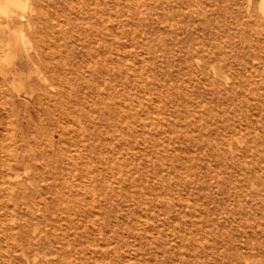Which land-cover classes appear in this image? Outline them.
Returning a JSON list of instances; mask_svg holds the SVG:
<instances>
[{
  "label": "rangeland",
  "instance_id": "1",
  "mask_svg": "<svg viewBox=\"0 0 264 264\" xmlns=\"http://www.w3.org/2000/svg\"><path fill=\"white\" fill-rule=\"evenodd\" d=\"M138 1L109 0L106 62L91 63L100 74L75 88L58 130L27 100L8 119L0 112V173L4 159L37 157L0 192V264H264V25L247 0ZM12 29L21 45L27 27ZM205 62L228 82L200 74ZM45 138L60 152L42 153Z\"/></svg>",
  "mask_w": 264,
  "mask_h": 264
},
{
  "label": "bare ground",
  "instance_id": "2",
  "mask_svg": "<svg viewBox=\"0 0 264 264\" xmlns=\"http://www.w3.org/2000/svg\"><path fill=\"white\" fill-rule=\"evenodd\" d=\"M129 1V0H128ZM138 1V0H137ZM148 1V0H147ZM158 0H156L157 2ZM208 1V0H207ZM230 1V0H229ZM232 1V0H231ZM237 1V0H236ZM239 1V0H238ZM260 3L256 4L257 7L259 5V9L254 6V0H247L248 9H253V16L258 19L260 26L264 25V0H259ZM134 2V1H133ZM139 2V1H138ZM145 2V1H144ZM154 3V1H152ZM152 2L149 5H152ZM163 2V1H162ZM165 2V1H164ZM206 2V1H205ZM28 5L31 9L30 13L26 16L24 13L20 14L15 11L16 8L22 7V5ZM185 3V2H184ZM199 0L191 1L188 5L193 8L197 4H199ZM239 4L238 2H236ZM243 3V2H242ZM117 4V3H116ZM136 4V3H135ZM145 4V3H143ZM164 4V3H163ZM236 4V5H237ZM142 5V4H141ZM240 5V4H239ZM108 6L109 0H0V112L4 110V114L7 119L8 116L13 115L15 111V107H17V101L20 99L30 101L32 106L34 105L38 110L40 115H45L48 118H52L55 122L53 125L52 131L58 130L59 121L66 116L72 115L71 108L65 104L68 101V98H71L72 94H75V88L81 85L82 83L90 84L91 81L94 80L95 75L100 74V70L97 69L96 65L91 63L96 62L97 60L101 63L106 62L107 55L105 49L109 47V41L106 37L107 34L113 33V28L110 27L109 23V14H108ZM139 6V5H138ZM148 6V5H147ZM155 6V4H154ZM161 6V5H160ZM180 6V4H179ZM184 6V4H183ZM202 6V5H201ZM134 7V6H132ZM139 6L138 8H140ZM149 7V6H148ZM148 7L145 8L148 9ZM159 7V6H158ZM177 7V5H175ZM207 7V6H206ZM205 7V8H206ZM210 7V6H209ZM242 7H244L242 5ZM246 7V6H245ZM135 8V7H134ZM160 8V7H159ZM137 9V6H136ZM145 9V10H146ZM151 9V8H150ZM259 10L256 12V10ZM133 10V9H132ZM165 10H167L165 8ZM193 10V9H192ZM206 10V9H205ZM120 11V10H119ZM141 11V10H140ZM203 11V10H202ZM209 11V10H208ZM207 11V12H208ZM240 11V9H239ZM243 11H245L243 9ZM138 11H136L137 13ZM153 12V11H152ZM246 12V11H245ZM243 12V14L245 13ZM252 12V11H251ZM3 13V14H2ZM119 13V12H118ZM166 13V12H165ZM239 13V12H238ZM2 14V16H1ZM114 14V13H113ZM156 14V13H155ZM240 14V13H239ZM242 14V15H243ZM252 14V13H251ZM112 15V14H111ZM124 15V14H123ZM154 15V14H153ZM167 15V13L165 14ZM114 16V15H112ZM135 16V15H134ZM111 17V16H110ZM116 17V16H115ZM122 17V14L121 16ZM167 17V16H165ZM244 17H246L244 15ZM255 18V19H256ZM254 19V20H255ZM248 20V19H247ZM126 21V20H125ZM128 21V20H127ZM121 22V21H120ZM249 22V20H248ZM257 22V20H256ZM117 25V24H116ZM115 25V26H116ZM246 25V24H245ZM258 25V24H257ZM27 27V34L22 33V44L18 43V40L12 41L10 36L14 34L12 28H19V27ZM114 26V24H112ZM122 26V25H121ZM120 26V27H121ZM126 26V25H125ZM252 26V25H251ZM124 27V25H123ZM255 27V26H252ZM116 28V27H115ZM248 28V26L246 27ZM119 29V28H118ZM257 30V27L255 28ZM116 30V29H115ZM248 30V29H247ZM263 30V29H262ZM119 31V30H118ZM251 31V30H250ZM253 32V31H252ZM260 32V31H259ZM257 32L258 34H260ZM126 33V32H125ZM264 33V32H263ZM8 35L7 39H4L5 35ZM115 34V33H114ZM121 34V33H120ZM108 35V36H109ZM252 35V33H251ZM261 35V34H260ZM121 36V35H119ZM257 36V35H256ZM264 36V35H263ZM262 36V37H263ZM109 38V37H108ZM111 38V37H110ZM118 38V37H117ZM258 39V37H257ZM256 39V40H257ZM255 40V38H254ZM215 41V40H213ZM253 41V40H252ZM264 41V38H263ZM112 43V42H111ZM117 43V42H116ZM119 43V42H118ZM202 42H200L201 44ZM209 43V42H208ZM254 43V41H253ZM261 41V45H262ZM120 44V43H119ZM122 44V43H121ZM217 44V42L215 43ZM222 44V43H221ZM252 44V42H251ZM250 44V45H251ZM77 45L80 46L81 50L88 52V56L85 57L84 53L79 56L76 55L77 52H73V46ZM116 45V44H115ZM202 45V44H201ZM206 45V43H205ZM232 45V44H231ZM254 45V44H253ZM256 45V42H255ZM258 45V44H257ZM114 46V45H113ZM118 46V45H117ZM124 46V45H123ZM214 46V45H213ZM225 48V45H223ZM249 46V45H248ZM252 46V45H251ZM250 46V47H251ZM263 46V45H262ZM122 47V46H121ZM204 47V44H203ZM253 47V46H252ZM260 47V46H259ZM99 48H105L103 55L101 54ZM214 48V47H213ZM117 49V48H116ZM119 49V48H118ZM123 50V48H121ZM198 49V48H197ZM217 49V48H216ZM103 50V49H102ZM114 50V49H113ZM201 50V49H200ZM199 50V51H200ZM223 50V49H222ZM225 50V49H224ZM228 50V49H227ZM226 50V51H227ZM252 51V49H249ZM253 50H255L253 48ZM257 50V49H256ZM264 50V49H263ZM207 51V50H206ZM213 51V49L211 50ZM242 52V50H241ZM256 52V51H255ZM260 52V51H258ZM118 53V52H117ZM182 53V52H181ZM189 53V51H188ZM243 53V52H242ZM245 53V52H244ZM253 53V52H252ZM251 53V54H252ZM187 54V53H186ZM211 54V52H210ZM218 54V53H217ZM231 54V53H229ZM234 54V52H233ZM247 54V53H246ZM250 54V53H249ZM248 54V57H249ZM250 54V56H251ZM254 54V53H253ZM264 55V53L262 52ZM118 55V54H117ZM190 55V54H188ZM240 55V54H239ZM256 57V54H254ZM197 56V55H195ZM202 56V55H201ZM206 56V55H205ZM212 56V55H210ZM231 56V55H230ZM193 57V56H192ZM214 57V55H213ZM223 57V56H222ZM227 57V56H225ZM238 57V56H237ZM245 57V55H244ZM254 57V56H253ZM183 58V57H182ZM187 58V56H186ZM232 58V57H230ZM243 58V56H242ZM263 58V57H262ZM185 59V58H183ZM188 59V58H187ZM219 59H221L219 57ZM223 59V58H222ZM235 59V58H234ZM238 59V58H237ZM236 59V60H237ZM245 58H243L244 60ZM248 59V58H247ZM114 60V59H113ZM192 60V59H191ZM214 60V59H213ZM218 60V59H217ZM239 60V59H238ZM242 61V59H240ZM246 60V59H245ZM250 60H253V58ZM262 60V59H260ZM116 61V60H115ZM178 61V60H177ZM187 61V60H186ZM190 61V60H189ZM197 61V60H193ZM200 61V60H198ZM228 61V60H227ZM232 61V60H231ZM259 61V60H258ZM201 62V61H200ZM216 62V60H215ZM220 62V60H219ZM218 62V63H219ZM224 62V61H223ZM252 62V61H251ZM257 62V61H256ZM261 62V61H260ZM258 62V65H260ZM117 63H121L118 62ZM221 63V62H220ZM230 63V62H229ZM263 63V62H262ZM99 64V63H98ZM203 70L200 74L205 75L208 78H223V80L229 79V77H224L222 73H219L216 69L218 67H213L212 69L209 68L207 62L202 63ZM223 66V63H221ZM220 64V65H221ZM225 64V63H224ZM237 64V61H236ZM249 64V62H248ZM247 64V65H248ZM100 65V64H99ZM197 65V63H196ZM239 65V64H238ZM237 65V66H238ZM256 65V64H254ZM177 66V65H176ZM175 66V68H176ZM180 66V65H179ZM185 66V65H184ZM187 66V65H186ZM191 66V64H190ZM202 66V65H201ZM226 66V65H225ZM241 66V65H240ZM239 66V67H240ZM250 66V65H249ZM121 67V66H119ZM180 67H183L180 66ZM212 67V66H211ZM242 67V66H241ZM251 67V66H250ZM247 68V66H246ZM254 68V67H253ZM262 68V66H261ZM112 68L110 67V70ZM121 69V68H120ZM189 69V68H188ZM187 69V70H188ZM223 69V68H221ZM233 69V68H232ZM237 69V68H236ZM255 69V68H254ZM27 70V71H26ZM88 70H92L91 74L88 73ZM109 70V69H108ZM107 70V71H108ZM182 70V69H181ZM184 70V69H183ZM219 70V69H218ZM238 70V69H237ZM236 70V71H237ZM180 71V70H179ZM191 71V70H190ZM221 71V70H220ZM258 72L257 70H255ZM260 71V70H259ZM122 72V71H121ZM226 72V70L224 71ZM223 72V73H224ZM229 72V71H228ZM227 72V73H228ZM242 72V71H241ZM250 72V71H249ZM255 72V73H256ZM180 73V72H178ZM190 73V72H189ZM227 73L225 76H227ZM250 72L249 74H251ZM260 73V72H259ZM182 74V72H181ZM231 73H229L230 76ZM234 74V73H233ZM232 74V75H233ZM248 74V73H247ZM122 75V74H121ZM192 75V74H191ZM236 75V74H235ZM253 75V74H252ZM258 75V74H257ZM256 75V76H257ZM261 75V74H260ZM85 76H87L85 78ZM176 76V75H175ZM190 76V74H189ZM188 76V77H189ZM251 76V75H250ZM169 77V76H168ZM177 77V76H176ZM204 77V76H203ZM205 77L203 80H205ZM253 77V76H252ZM260 78V77H259ZM179 79V78H178ZM190 79V77H189ZM217 79V78H216ZM215 79V81H216ZM231 79V77H230ZM237 79V77H236ZM168 80V79H167ZM166 80V81H167ZM174 80H177V78ZM182 80V79H181ZM188 80V79H187ZM194 80V79H193ZM202 80V81H203ZM222 80V79H221ZM221 80H218L220 83ZM233 80V79H232ZM249 80V79H248ZM257 80V79H256ZM253 78V81H256ZM190 81V80H189ZM236 81V80H235ZM240 81V79H239ZM238 81V82H239ZM250 81V80H249ZM261 81V80H260ZM259 81V82H260ZM262 80V84H263ZM169 82V80H168ZM175 81H173L174 83ZM187 82V81H186ZM194 82V81H193ZM191 82V85L192 83ZM197 82V81H196ZM223 82V81H222ZM228 82V81H226ZM247 82V81H246ZM160 83V82H159ZM189 83V82H188ZM202 83V82H201ZM217 83V84H218ZM231 83V82H230ZM233 83V82H232ZM255 83V82H254ZM162 84V81L161 83ZM176 84V82H175ZM215 84V85H217ZM240 84V83H239ZM243 84V83H242ZM253 84V82H252ZM251 84V85H252ZM257 84V83H255ZM261 84V85H262ZM168 85L167 83L165 84ZM201 85V84H200ZM235 85V84H234ZM233 85V86H234ZM238 85V84H237ZM250 85V83L248 84ZM171 86V85H170ZM220 86V85H219ZM244 84L242 85L241 89L243 88ZM253 86V85H252ZM165 87V86H164ZM168 87V86H167ZM191 86H189L190 88ZM201 87V86H200ZM215 87V86H214ZM225 86H223L224 88ZM229 87V86H228ZM240 87V86H238ZM247 87V86H245ZM256 87V85H255ZM163 88V87H162ZM173 88V87H172ZM177 88V87H176ZM175 88V89H176ZM197 88V87H195ZM257 88V87H256ZM181 89V86H180ZM202 89V88H201ZM215 89V88H214ZM213 89V90H214ZM227 89V88H226ZM229 89V88H228ZM233 89V87H232ZM252 89V88H251ZM231 90V89H230ZM244 90V88H243ZM242 90V92H243ZM249 90V89H248ZM255 90V89H253ZM252 90V91H253ZM257 90V89H256ZM184 91V90H183ZM182 91V92H183ZM191 91V90H190ZM209 91V90H208ZM212 91V90H211ZM210 91V92H211ZM261 91H264L261 90ZM192 92V91H191ZM190 92V93H191ZM255 92V91H253ZM260 92V91H259ZM181 93V92H180ZM258 93V91H257ZM189 94V93H188ZM206 94V92H205ZM211 94V93H210ZM217 94V93H216ZM215 94V95H216ZM239 94V93H238ZM247 95L246 91L244 95ZM252 94V93H251ZM249 93V95L251 96ZM261 94V93H259ZM197 95V94H196ZM200 95V94H199ZM221 95H223L221 93ZM243 95V94H242ZM245 95V96H246ZM253 95V94H252ZM255 95V94H254ZM176 96V95H175ZM191 96V94H190ZM212 96V94H211ZM228 96V95H227ZM239 96V95H238ZM241 96V95H240ZM249 96V97H250ZM258 96V94H256ZM255 96V97H256ZM263 95H261L262 97ZM188 97V96H187ZM196 97V96H195ZM203 97V95H202ZM223 97V96H222ZM174 98V96L172 97ZM171 98V99H172ZM182 98V97H181ZM186 98V97H185ZM201 98V96H200ZM231 98V97H230ZM230 98L227 100L229 101ZM247 100L248 97L246 96ZM245 98V99H246ZM253 98V97H251ZM258 98V97H256ZM263 98V97H262ZM190 99V98H189ZM202 99V98H201ZM204 99V98H203ZM221 99V98H220ZM178 100V99H177ZM179 100H181L179 98ZM236 100V98H235ZM188 101V100H186ZM205 101V100H204ZM214 101V100H212ZM210 101V103L212 102ZM222 101V100H221ZM245 101V100H244ZM251 101V99H249ZM254 101L255 98H254ZM258 101V100H257ZM174 102V101H173ZM177 102V101H176ZM224 102V101H223ZM222 102V103H223ZM240 102V101H239ZM260 102V101H259ZM264 102V100H263ZM201 103V102H200ZM205 103V102H204ZM214 103V102H213ZM258 103V102H257ZM261 103V102H260ZM209 104V103H208ZM215 104V103H214ZM246 104V103H245ZM20 105V104H19ZM26 105V103H25ZM188 105V103H187ZM201 105V104H200ZM207 105V103H206ZM235 105V104H234ZM250 105V104H249ZM248 105V106H249ZM260 104L258 103L257 106ZM264 105V103H263ZM9 106L10 108H6ZM30 106V105H29ZM64 106H67L64 107ZM243 106V105H242ZM206 107V106H205ZM209 107V106H208ZM240 107V106H239ZM35 108V109H36ZM218 108L219 104H218ZM250 108V107H248ZM258 108V107H257ZM34 109V107H33ZM34 109V110H35ZM208 109V108H207ZM233 109V108H232ZM260 109V108H259ZM258 109V110H259ZM61 110L60 116H57L54 112ZM64 113L62 115V111ZM212 110V109H210ZM209 110V111H210ZM219 110V109H218ZM235 110V109H234ZM261 110V109H260ZM208 111V113H209ZM223 111V110H222ZM253 111V110H252ZM59 112V113H60ZM204 113V111H202ZM217 112V111H216ZM220 112V111H219ZM226 112V111H225ZM228 112V110H227ZM234 112V111H233ZM236 112V111H235ZM250 112V111H249ZM259 112V111H258ZM29 113V112H28ZM200 113V112H199ZM207 113V112H206ZM244 113V112H243ZM241 113V114H243ZM212 114V111L211 113ZM208 114V115H210ZM218 114V113H217ZM169 115V114H168ZM179 115V114H178ZM186 115V114H185ZM207 115V116H208ZM228 115V114H227ZM239 115V114H238ZM263 115V114H262ZM75 116V115H74ZM171 116V114H170ZM177 116V115H176ZM264 116V115H263ZM179 117V116H178ZM210 117V116H209ZM208 117V118H209ZM212 117V116H211ZM158 118V117H157ZM165 119V118H164ZM33 120V118H32ZM31 121V120H30ZM203 121V120H202ZM6 122V121H5ZM27 122V121H26ZM162 121H160L161 123ZM195 122V121H194ZM198 122V121H197ZM159 123V122H158ZM173 123V122H172ZM216 123V122H215ZM6 124V123H5ZM254 124V123H253ZM264 124V123H263ZM159 125V124H157ZM169 125V124H168ZM213 125V124H211ZM230 125V124H229ZM233 125V124H232ZM244 126V124H242ZM47 126V125H46ZM51 126V125H50ZM174 126V125H173ZM187 126V125H186ZM206 126V125H205ZM216 126V125H215ZM214 126V128H215ZM162 128L164 126H161ZM168 127V126H167ZM201 127V126H200ZM210 127V126H209ZM229 127V126H228ZM249 127V126H248ZM264 127V126H263ZM44 128V127H42ZM206 128L207 127H203ZM203 130V129H202ZM212 130V129H211ZM210 130V131H211ZM215 130V129H213ZM242 130V129H240ZM250 130V128H249ZM78 131V130H77ZM160 131V130H159ZM198 131V130H197ZM209 131V128H208ZM209 131V132H210ZM244 131V130H242ZM201 132V131H200ZM214 132V131H212ZM216 132V131H215ZM234 132V131H233ZM260 132V131H259ZM162 133V132H161ZM261 133L264 135V130H261ZM211 134V133H210ZM169 135V134H168ZM204 135V134H203ZM205 136V135H204ZM207 136V135H206ZM205 136V137H206ZM212 136V135H211ZM214 136V135H213ZM237 136V135H236ZM194 137V136H193ZM204 137V138H205ZM224 138V137H223ZM206 139V138H205ZM213 139V138H212ZM211 139V140H212ZM217 139V138H216ZM240 139V138H239ZM258 139V138H257ZM228 140V139H227ZM236 140V139H235ZM205 141V140H204ZM224 141V140H223ZM60 140H55L54 138H45L40 141V144L37 145V148L42 152L46 153V155L51 154V150L53 152L59 153ZM207 142V141H206ZM205 142V143H206ZM210 142V141H209ZM260 142V141H259ZM204 143V142H203ZM228 143V142H227ZM254 143V142H253ZM209 144V143H208ZM249 144V143H248ZM80 145V144H79ZM206 145V144H203ZM237 145V144H236ZM255 145V144H254ZM262 145V144H261ZM256 146V145H255ZM2 147V146H1ZM191 147V146H190ZM202 146H200L201 148ZM204 147V146H203ZM209 147H211L209 145ZM260 147V146H259ZM29 150L33 151L34 147L29 145ZM258 148V146H257ZM51 149V150H50ZM81 149V148H80ZM230 149V148H228ZM232 149V147H231ZM264 149V148H263ZM262 149V150H263ZM203 152V149H200ZM205 150V149H204ZM212 150V149H211ZM218 150V149H217ZM233 150V149H232ZM231 150V151H232ZM235 150V149H234ZM250 150V149H249ZM261 150V151H262ZM51 151V152H50ZM81 151V150H80ZM79 151V152H80ZM257 151V149H256ZM259 151V150H258ZM50 152V153H49ZM52 152V153H53ZM263 152V151H262ZM261 152V153H262ZM241 153V152H240ZM264 153V152H263ZM71 155V154H70ZM83 155V154H82ZM211 155V154H210ZM27 155L23 157H17L13 163H8L5 159L6 168L1 169L0 173V185L1 191L5 190L7 186L12 192L16 189V186L19 185L18 181L22 176L20 172V166L23 167H34L36 158H28ZM53 156V155H52ZM212 156V155H211ZM70 157V156H69ZM243 157V156H242ZM40 157H38L39 159ZM227 158V157H226ZM261 158V157H260ZM37 159V160H38ZM41 159V158H40ZM224 159V158H223ZM241 159V158H240ZM74 160V159H73ZM258 161V160H257ZM262 161V160H261ZM260 161V162H261ZM40 164V163H39ZM262 164V163H261ZM19 165V167H18ZM44 165V164H43ZM73 165V164H72ZM237 165V164H236ZM250 165V164H248ZM4 166V163H3ZM167 166V165H166ZM5 167V166H4ZM38 167V166H37ZM39 168V167H38ZM57 168V166H56ZM168 168V166L166 167ZM255 168V167H254ZM253 168V170H254ZM24 169V168H23ZM28 169V168H27ZM195 169V168H194ZM22 170V169H21ZM23 172V170H22ZM26 173V172H25ZM36 173V172H35ZM52 174V173H51ZM54 174V173H53ZM159 174V173H158ZM25 175V174H24ZM35 176V175H34ZM37 176V175H36ZM52 176V175H51ZM25 178V177H24ZM29 178V177H28ZM27 178V180H28ZM31 178V177H30ZM26 179V178H25ZM35 179V178H34ZM42 179V178H41ZM33 180V178L31 179ZM26 181V180H25ZM24 181V182H25ZM35 181V180H34ZM23 182V181H22ZM27 182V181H26ZM42 182V181H41ZM45 182V181H44ZM61 182V181H60ZM32 183V181H31ZM22 184V183H20ZM55 185V184H54ZM62 185V184H61ZM22 186V185H21ZM40 186V185H39ZM53 187V185L51 184ZM24 187V186H23ZM47 187V186H46ZM27 188V187H25ZM55 188V186H54ZM61 188V187H60ZM44 189V188H43ZM56 190V188L54 189ZM27 191V190H26ZM26 193V192H25ZM24 196V195H23ZM27 196V195H26ZM5 198V197H4ZM15 196L11 194L8 197L9 200H13ZM38 199V198H37ZM36 199V200H37ZM25 202V201H24ZM27 203V202H25ZM24 203V204H25ZM44 203V202H43ZM29 204V202H28ZM31 205V204H30ZM45 205V204H44ZM5 206V205H4ZM27 206V205H26ZM45 210V209H44ZM57 210V208H56ZM33 211V210H32ZM41 211V210H40ZM43 213V212H42ZM9 214V213H8ZM55 214V213H54ZM39 215V214H38ZM41 215V212H40ZM29 216V215H28ZM11 217V216H10ZM30 217V216H29ZM28 217V219H29ZM33 218V217H31ZM30 218V219H31ZM36 218V217H35ZM137 218V217H136ZM40 219V216H39ZM153 219V218H152ZM34 220V219H33ZM38 220V217H37ZM41 220V219H40ZM27 221V220H26ZM42 221V220H41ZM5 222V221H3ZM25 222V221H24ZM32 222V221H31ZM38 221L35 220L34 223ZM139 222V221H138ZM42 223V222H41ZM39 223V225H41ZM15 224V223H14ZM13 224V226H14ZM38 225V223H36ZM26 225V224H25ZM3 226V224H2ZM15 227V226H14ZM17 227V226H16ZM29 227V226H28ZM6 229V227L3 226ZM35 228V227H34ZM32 229V227H31ZM38 229V228H37ZM3 230V229H2ZM37 232V231H36ZM51 232V230H50ZM55 232V231H54ZM3 233V232H2ZM6 233V232H5ZM52 233V232H51ZM7 235V234H6ZM5 235V236H6ZM34 236V234H33ZM11 237V235H10ZM51 237V236H49ZM15 238V237H14ZM8 239V238H7ZM40 240V239H39ZM47 240V238H46ZM200 240V239H199ZM52 241V240H51ZM7 242V241H6ZM48 242V240H47ZM55 242V241H54ZM6 244V243H5ZM8 244V243H7ZM42 246V245H41ZM61 246V245H60ZM40 248V247H39ZM38 248V249H39ZM51 248V247H50ZM34 249V248H33ZM56 252V250H54ZM56 254V253H54ZM62 257V256H61ZM39 259V258H38ZM35 260V258H34ZM37 260V258H36ZM43 261V260H42ZM41 263V262H40Z\"/></svg>",
  "mask_w": 264,
  "mask_h": 264
}]
</instances>
